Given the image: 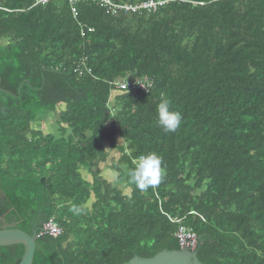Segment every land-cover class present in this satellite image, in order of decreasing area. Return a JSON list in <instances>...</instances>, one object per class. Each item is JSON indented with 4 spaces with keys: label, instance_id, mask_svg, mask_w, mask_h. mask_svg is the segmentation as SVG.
I'll return each instance as SVG.
<instances>
[{
    "label": "trees",
    "instance_id": "16d2710c",
    "mask_svg": "<svg viewBox=\"0 0 264 264\" xmlns=\"http://www.w3.org/2000/svg\"><path fill=\"white\" fill-rule=\"evenodd\" d=\"M110 1L156 7L0 0V230L38 231L33 264H126L181 250L182 220L201 263L264 264V0ZM135 79L149 92L114 86ZM57 112L58 136L37 129ZM149 153L162 178L141 191ZM24 253L0 247V264Z\"/></svg>",
    "mask_w": 264,
    "mask_h": 264
},
{
    "label": "built area",
    "instance_id": "2783aa9c",
    "mask_svg": "<svg viewBox=\"0 0 264 264\" xmlns=\"http://www.w3.org/2000/svg\"><path fill=\"white\" fill-rule=\"evenodd\" d=\"M34 6H40V5H46L50 2L54 1H61V0H33ZM68 1L72 10V13L74 17L78 16V10L77 5L81 2L88 1V0H65ZM97 1L101 7L105 8L107 12H115L117 10H125V11H137L139 8L144 9H150L155 8L156 3L149 2L141 5L140 7H132V6H119L111 2L110 0H93ZM162 4V3H159ZM90 32H94L93 29H89ZM76 73H78L80 76L84 75L85 72L88 75L92 76V70L87 66L85 62H82L79 64L78 68L75 70ZM115 88L118 91L124 92V91H132V92H138V91H145L146 93L149 92L151 85L148 84L147 80H124V81H118L115 83ZM173 223L180 224L179 229L175 235V237L179 241L180 248L185 249H194L197 251L199 240L195 232L192 228L186 227L182 225V220H172ZM41 234H47L51 237H59L62 234V230L57 224L55 220H50L46 224L43 225V228L41 230Z\"/></svg>",
    "mask_w": 264,
    "mask_h": 264
},
{
    "label": "water",
    "instance_id": "95a60500",
    "mask_svg": "<svg viewBox=\"0 0 264 264\" xmlns=\"http://www.w3.org/2000/svg\"><path fill=\"white\" fill-rule=\"evenodd\" d=\"M37 236L38 231L29 235L16 228H5L0 230V247L24 246L25 253L20 264H33ZM197 253L194 249L185 248L179 251L164 250L153 258L134 257L126 264H203L199 261Z\"/></svg>",
    "mask_w": 264,
    "mask_h": 264
},
{
    "label": "clouds",
    "instance_id": "9594fccd",
    "mask_svg": "<svg viewBox=\"0 0 264 264\" xmlns=\"http://www.w3.org/2000/svg\"><path fill=\"white\" fill-rule=\"evenodd\" d=\"M181 114L169 110V101L162 100L156 110L157 125L164 133L174 132L181 123ZM163 169L161 158L155 153L142 155L130 170V180L141 191H146L149 187H155L160 183Z\"/></svg>",
    "mask_w": 264,
    "mask_h": 264
},
{
    "label": "rangeland",
    "instance_id": "374dc122",
    "mask_svg": "<svg viewBox=\"0 0 264 264\" xmlns=\"http://www.w3.org/2000/svg\"><path fill=\"white\" fill-rule=\"evenodd\" d=\"M58 112L54 114L52 118L49 119V121H43L40 126H37V129H40L42 132H44L46 135L47 134H53L58 136L60 133L58 132L59 128L56 123V120L58 119ZM103 168V175L110 179L111 181L115 182V177L113 176L110 168H106L102 166Z\"/></svg>",
    "mask_w": 264,
    "mask_h": 264
}]
</instances>
